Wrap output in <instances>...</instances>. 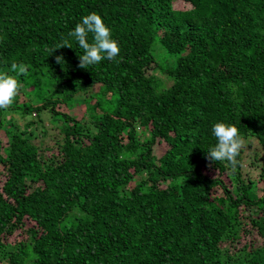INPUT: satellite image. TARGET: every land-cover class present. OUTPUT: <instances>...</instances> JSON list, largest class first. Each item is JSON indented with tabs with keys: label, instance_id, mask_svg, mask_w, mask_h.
I'll list each match as a JSON object with an SVG mask.
<instances>
[{
	"label": "trees",
	"instance_id": "16d2710c",
	"mask_svg": "<svg viewBox=\"0 0 264 264\" xmlns=\"http://www.w3.org/2000/svg\"><path fill=\"white\" fill-rule=\"evenodd\" d=\"M91 12L120 54L82 69L68 33ZM13 63L39 103L0 109V264H264V164L243 178L246 143L235 171L206 159L220 121L264 150V0H0V71ZM40 75L66 105L101 83L90 97L115 91L114 106L78 120ZM19 106L58 113L57 149L1 133Z\"/></svg>",
	"mask_w": 264,
	"mask_h": 264
},
{
	"label": "rangeland",
	"instance_id": "374dc122",
	"mask_svg": "<svg viewBox=\"0 0 264 264\" xmlns=\"http://www.w3.org/2000/svg\"><path fill=\"white\" fill-rule=\"evenodd\" d=\"M2 72V71H0ZM157 77H160L164 80L166 85L170 84V81L167 80L164 76V74H161V72L157 73ZM40 83L43 87V93L46 100L50 102L56 101L57 104L55 107L57 109H63L64 111H69V114L74 116L78 120L82 121H88L90 119V112L87 109H91L92 104L95 103L96 99L101 100V107L100 112L104 110H110L115 103L117 94L115 91H108L105 93L99 92L96 94V97H90L95 90L98 92L99 87L102 89V84L98 83L93 86H90L89 88L85 89V91H80L79 94L75 95L73 98H70L68 100L67 105L64 103L63 98H61L62 93H54L53 92V83L50 82V80L46 77H41ZM28 79V76L25 77V80ZM81 87H84V84H80ZM56 87V86H55ZM54 93V94H53ZM20 98L23 101H29L34 103H39V99L36 98V96L33 93V87L27 86L24 83L22 84V87L19 92ZM90 98V100H89ZM20 105H23L22 102L19 103ZM65 105V106H64ZM54 107V104L51 105L50 108ZM99 113V112H97ZM7 118H11L9 122L4 120V124L2 125L1 133L5 129L8 130V127L6 123L13 124V126L18 128L17 131H22V129L25 130V133L27 136H30V139H32V142L35 144H44L45 146H50L53 149H57V145L59 144V141L62 137L59 130H61L60 125H63L62 118L58 115V113H54L53 111H50L49 108L43 109L42 111H39L36 115L32 113L24 114L22 113L21 107H17L15 109L10 110L7 112ZM61 119V121H60ZM30 122L31 125L27 128L25 127V124ZM1 140L5 143L6 137L3 135L1 137ZM244 143L247 144V148L244 152V161L242 164V174L243 178H248L249 180H254L259 175L260 172V165L264 164V150L261 149L259 146V143L257 140L250 138L249 140H244ZM43 145V146H44ZM154 153L156 155H160L162 153V147L160 145L156 146L154 149ZM256 159V162L254 165L250 166V161ZM2 181V178L0 177V182ZM32 224L30 222L25 223V227L28 228ZM22 234V230H19L17 233L12 235L10 239H22L25 238ZM14 240H11L13 242Z\"/></svg>",
	"mask_w": 264,
	"mask_h": 264
},
{
	"label": "clouds",
	"instance_id": "9594fccd",
	"mask_svg": "<svg viewBox=\"0 0 264 264\" xmlns=\"http://www.w3.org/2000/svg\"><path fill=\"white\" fill-rule=\"evenodd\" d=\"M89 34H92V42H89ZM68 35L75 38L79 48L83 50V53L78 55V67L82 69H89L90 66L97 65L105 59L115 60L120 54L118 41L113 39L111 29L96 12L83 16L82 21L77 23ZM62 47L72 48V45L65 39L51 49V54ZM55 59L57 63L64 64L62 54L57 55ZM11 71L15 75L0 72V109H8L13 104L22 87L18 77L28 75V67L23 63H13ZM212 135L216 143L207 149L206 159L213 162H226V166L235 171L239 164L238 157L241 149L245 146L239 128L235 124L216 122L212 127Z\"/></svg>",
	"mask_w": 264,
	"mask_h": 264
}]
</instances>
